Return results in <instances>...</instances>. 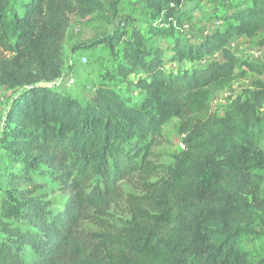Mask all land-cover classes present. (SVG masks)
Listing matches in <instances>:
<instances>
[{
    "label": "trees",
    "instance_id": "16d2710c",
    "mask_svg": "<svg viewBox=\"0 0 264 264\" xmlns=\"http://www.w3.org/2000/svg\"><path fill=\"white\" fill-rule=\"evenodd\" d=\"M143 1L161 26L150 23L146 34L134 28L129 38L123 32L119 74L126 81L145 76L132 85L157 101L158 114L105 87L86 105L48 87L63 73L73 18L103 12L101 0H31L20 14L12 0H0V85L22 90L4 149L22 167L10 178L20 212L0 207V264H264L245 246L264 220V80L223 117L211 108L214 94L247 76L227 47L234 38L264 35V0H246L235 25L197 45L175 28L203 0ZM155 39L174 41L164 50ZM217 51L223 63L184 76L166 70V62L211 61ZM171 117L179 120L184 149L169 176L154 181L155 148L165 143L161 125ZM36 171L68 196L62 213L52 214L31 176ZM125 183L140 194L125 196ZM113 212L126 216L122 226L113 223Z\"/></svg>",
    "mask_w": 264,
    "mask_h": 264
},
{
    "label": "rangeland",
    "instance_id": "374dc122",
    "mask_svg": "<svg viewBox=\"0 0 264 264\" xmlns=\"http://www.w3.org/2000/svg\"><path fill=\"white\" fill-rule=\"evenodd\" d=\"M105 10L92 17L81 20L73 18L63 51L65 66L59 80L48 87L55 89L62 95L72 98L81 105L92 102L93 98L102 87L108 88L127 103L142 110L150 106L149 112L159 113L157 101L149 100L148 96L137 90L133 83H138L145 76L140 72L129 77L126 81L119 74V68L123 64V32L127 38L134 28H138L145 34L148 25L161 26V20L152 22L143 7V0H101ZM31 0H12L16 13L23 12L22 5ZM246 0H203L199 8L192 13L180 26H176V36L182 37L189 44L197 45L209 35L223 32L230 25H235L234 13L245 4ZM164 22V20H162ZM162 22V23H163ZM109 36L119 37L115 46L106 43ZM264 35L253 39L234 38L228 45L230 52L238 59L237 70L245 71L247 76L236 80L229 88L218 91L211 99V108L218 117H223L230 106L239 97H249L255 88L254 82L264 80V48L260 46V40ZM156 43L167 50L174 40L155 39ZM0 59H2L0 57ZM212 61L223 63L222 51H217L212 60L199 61L187 60L182 63H165L169 74L187 75L191 71L204 69ZM128 82H131L128 84ZM22 90H12L0 85V207L8 206L16 213L20 212V198L11 185V174L22 169L14 161H8L4 149L12 139V129L15 127V119L11 116L12 103L15 95ZM165 143L155 148L158 155L157 164L160 174L154 181L166 179L174 170L176 157L184 149L183 137L180 134V123L175 117L166 119L161 125ZM33 179L42 185L41 195L49 197L52 203V214L58 215L64 211L68 196L61 193L59 185L41 171L32 172ZM25 186V185H23ZM125 196L139 195L136 185L122 184ZM124 206V204H123ZM113 223L122 226L126 216L119 212H113ZM86 230H95L87 225ZM245 246L257 259L264 260V220L259 221L255 233L251 234ZM29 260H34L33 252L28 251Z\"/></svg>",
    "mask_w": 264,
    "mask_h": 264
}]
</instances>
